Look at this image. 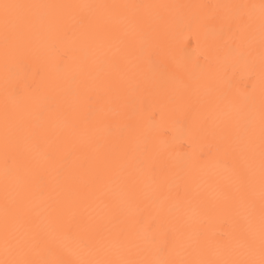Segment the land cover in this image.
Listing matches in <instances>:
<instances>
[{"label": "bare ground", "instance_id": "1", "mask_svg": "<svg viewBox=\"0 0 264 264\" xmlns=\"http://www.w3.org/2000/svg\"><path fill=\"white\" fill-rule=\"evenodd\" d=\"M3 3L50 7H0V260L6 225L51 264L245 258L260 33L217 6L260 0Z\"/></svg>", "mask_w": 264, "mask_h": 264}, {"label": "snow or ice", "instance_id": "2", "mask_svg": "<svg viewBox=\"0 0 264 264\" xmlns=\"http://www.w3.org/2000/svg\"><path fill=\"white\" fill-rule=\"evenodd\" d=\"M0 7L4 10L3 23L6 32L10 24L18 22L21 19L19 10L32 9L40 7H50L45 5H22V4H0ZM91 7V6H86ZM96 7H108L100 5ZM217 7L234 8L238 9L239 13L233 18L234 22L238 26H243L249 31H255L257 28L260 33V48H261V72L259 76V85L261 88V106L259 116V131H260V143H259V158H260V188L262 196V210L260 217V225L258 232V243L255 238L256 228L250 221L247 232L245 233V253L242 259H227L223 261L202 259L197 261H174V260H161L158 264H264V0H260L259 4H237V5H220ZM231 26V24H230ZM250 134H249V151L253 155L255 154V122L249 121ZM14 163V162H13ZM10 166V159L7 152V146L5 149V167ZM254 176L251 168L249 170V179ZM79 244V242H77ZM26 242L18 239L7 230V225L4 234V252L5 259L0 260V264H51L49 261H34L27 257ZM162 253H166L167 248L162 247L160 249ZM258 253V256H257ZM82 264H152L150 261H136V260H120V261H83Z\"/></svg>", "mask_w": 264, "mask_h": 264}]
</instances>
